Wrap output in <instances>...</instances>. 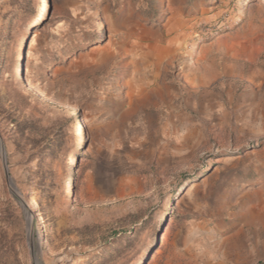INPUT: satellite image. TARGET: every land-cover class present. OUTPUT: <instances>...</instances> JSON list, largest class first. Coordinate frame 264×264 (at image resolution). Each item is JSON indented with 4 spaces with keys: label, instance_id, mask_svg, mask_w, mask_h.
<instances>
[{
    "label": "rangeland",
    "instance_id": "1",
    "mask_svg": "<svg viewBox=\"0 0 264 264\" xmlns=\"http://www.w3.org/2000/svg\"><path fill=\"white\" fill-rule=\"evenodd\" d=\"M33 2L0 0V134L32 209L0 149V264H34L31 239L38 264H264V0ZM8 114L61 124L59 156Z\"/></svg>",
    "mask_w": 264,
    "mask_h": 264
},
{
    "label": "trees",
    "instance_id": "2",
    "mask_svg": "<svg viewBox=\"0 0 264 264\" xmlns=\"http://www.w3.org/2000/svg\"><path fill=\"white\" fill-rule=\"evenodd\" d=\"M19 9H22L26 14L30 16L36 15V10L33 0H14ZM80 108L78 109V112ZM7 120L11 123H14L13 137L17 140L23 141L22 150H28L31 152V156L38 154L39 152L45 153V155L50 156L51 158H56L59 156L60 152L64 149L65 145V132L61 124H55L48 127L47 134H44L42 138H37L35 134L32 133V125L30 121L14 118L11 114H8ZM29 129V131H27ZM44 144L42 146V144ZM29 148L27 149V147ZM31 160V159H29Z\"/></svg>",
    "mask_w": 264,
    "mask_h": 264
},
{
    "label": "water",
    "instance_id": "3",
    "mask_svg": "<svg viewBox=\"0 0 264 264\" xmlns=\"http://www.w3.org/2000/svg\"><path fill=\"white\" fill-rule=\"evenodd\" d=\"M0 149H1V154H2V160H3V165H4V170L6 173V177L8 180V183L10 184V187L12 189V191L19 197V199L21 200V202L29 209L32 211L31 206L29 205V203L23 198V196L21 195V193L19 192V190L15 187L12 179H11V175L9 173V162H8V156H7V151L5 148V143L4 140L0 134ZM31 251L33 254V258H34V264H38L37 260L35 259V255H34V243H33V239H31Z\"/></svg>",
    "mask_w": 264,
    "mask_h": 264
},
{
    "label": "bare ground",
    "instance_id": "4",
    "mask_svg": "<svg viewBox=\"0 0 264 264\" xmlns=\"http://www.w3.org/2000/svg\"><path fill=\"white\" fill-rule=\"evenodd\" d=\"M43 6H44L43 8L45 9V8H46V0H43ZM33 22H34V20H33ZM78 132L80 133V130H78ZM70 160H71V161L74 160V154H72ZM31 204H32L33 207H35V205H36V201H35V199H32V200H31Z\"/></svg>",
    "mask_w": 264,
    "mask_h": 264
}]
</instances>
